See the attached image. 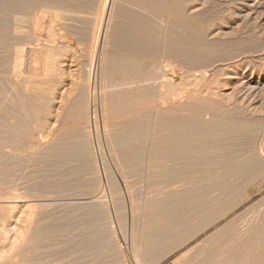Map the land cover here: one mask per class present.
Masks as SVG:
<instances>
[{"label":"rangeland","instance_id":"obj_1","mask_svg":"<svg viewBox=\"0 0 264 264\" xmlns=\"http://www.w3.org/2000/svg\"><path fill=\"white\" fill-rule=\"evenodd\" d=\"M93 1L94 0H92V2L88 0V2H91L92 6H94ZM263 1L264 0H181V3H184L183 8L186 5L189 8L192 5L203 6L202 8L199 6L200 10L198 12L200 13V16H199L200 22L201 21L205 22V23L201 22L202 24L200 25V27L203 26L205 28L202 27L203 31L200 30V32L197 33L196 35L190 36V38H189L190 42L195 41V40H193V38H194V39H196V41H205L208 43L211 42L212 44H215L221 50V52L219 53L220 55L217 54V56L219 55V57H223V56L226 57L227 56L226 58H228L227 54L233 53L236 51H238L237 54H239V52L242 53V54L240 53L241 57L238 56V58H242L245 55L244 54L245 52L247 54L246 55L247 57L244 56L242 58V61L239 60V61L235 62L236 66H233V67L231 66V68L230 67L226 68V70H225L226 73H225V71H223L224 75L221 72H220V75H218L219 74V72H218L217 77H215V79L219 78L220 80H216V82L218 81L220 84L219 83L213 84L214 82H212V86L214 87V89L212 88L213 92L212 91L209 92L210 95L204 94L206 96H204V95L202 96V97H204V99L201 98V100H199L200 103L205 102V104H206L208 102L207 103L208 105L206 104L208 107L210 106V107H214L217 109H219V107L221 106L222 109H224L222 112H224L225 114H229V115L233 114L236 116L244 117L246 119L250 118L252 120L255 119V121H258V122L260 121L262 123H264V75L262 74V73H264V66H263L264 63H262V61L264 62V8L262 9V7H264ZM248 4H250V5L248 6ZM49 5L53 9L50 8L49 6L48 7L51 10H48L47 6L42 7L44 10L42 9L41 11H44V14H49V11L53 12L54 6L52 4H49ZM91 5H90V7H91ZM185 8L187 9V7H185ZM1 9L3 10L4 8L1 7L0 12L2 11ZM89 9L92 10L91 8H89ZM186 9H185V11H186ZM10 12H9L10 14H8V10L5 9V12H2L3 15H2V13L0 14V18H1L0 20H4L2 23H4V24H9V23L12 24L13 23V25L9 24L10 27L9 26L7 27V25H6L7 28L5 27V25L0 26V30L3 28L7 29V31L6 30H1L2 32L0 31V33H1L0 38L2 39V40L0 39V43H1L0 44V54H1L0 57L1 56L3 57V59H0V61L2 60V62H0L1 63L0 75H2V79L0 77V81H2V82L5 80L4 78L6 76L9 77L10 74H8V75L1 74L2 73L1 71L5 70L4 73H7L6 70L10 69V70H7L10 72L11 69H13V66L15 65L14 62H13L14 64L12 63L13 59L15 58V53H11V52H14L15 51L14 49L18 46H20V47L25 46V45H23L24 42L21 41V40H24L25 38L21 39L20 40L21 42L19 40H17L20 43L23 42L22 44L19 43L18 46H17V44H18L17 42H15L14 44L8 43V42H11L13 40V39L11 40V37L14 36V33L16 35L19 34L21 36L20 38H22V35L25 36V34H24V17L22 16L23 12H21L17 9L10 10ZM14 12H15V15H14ZM16 12H18V14ZM4 14L7 17H5ZM16 14L19 15V17ZM12 15H14L17 18L15 19ZM52 15H53V13H52ZM52 15L50 14L51 18L54 19V16H52ZM3 16H4V18H3ZM50 16L46 17L47 21L50 19ZM5 18H7V19L5 20ZM18 18H21V19H18ZM13 19H15V20H13ZM9 20L10 21L13 20V21L10 22ZM5 21H7V22L9 21V22L6 23ZM14 22L16 23V26H15ZM32 22H33V19L31 20V23ZM106 22H107V19L105 18L104 24ZM88 23L90 24L91 22L89 20H85V21H79L78 20V21L73 22L72 25H70L72 27L74 25V27L77 28V30H76L73 27L74 31L76 32L75 33L73 31V28L70 27L72 30L71 33L73 34V37L75 39V42H73V44L76 45L74 50L77 51V52H75L77 54H75V60L74 61H69L71 64L74 63L73 65H71L68 62V64L66 66H64V69H65L64 73L65 74L64 73L59 74L58 77H57V75H55V77L52 76L51 77L52 79L51 78L44 79L45 78L44 77L45 71H43V69H44L43 66L40 65L41 67H39V70L41 69L44 73L40 70L39 71L40 73L38 72V75H34V77H32V79L34 78L33 80L31 79V81H33V82L31 83V81H30L31 85L29 83L28 85H30V87L28 86V88H31L29 90L31 92L33 91L34 94H32L33 92L31 94H29V91H28V98H30V101H32V102H28V106H29V104L32 105V103L37 100V97H39V96L40 97L36 101L37 104L34 103L35 107L32 109H29V118H30L29 122L31 123L30 126L26 124V123H28V121L24 120L26 122L24 124H26L28 127H32V129L35 127L34 130H31L29 128L30 133H32V135H33L32 136L30 134L31 135L30 139H32V137H34L36 134H37V136L41 135L42 138L44 137L43 139H45V140L47 139L49 141L51 140L52 142H50V143L52 145L56 144L57 147H60V145H61V148H63L64 145H66V143H67V146H65V147H68L69 149L71 148V144L74 146H76V144H77V146L78 145L80 146V144L87 142L86 144L88 146L90 145L88 147L89 148L88 149V151H89L88 155L85 156V158H84V156H82L83 157L82 158L81 155H78L77 153L73 154L74 152L71 151L72 154L71 153H69V154L64 153L63 155H66V156L65 157L61 156V157H63L61 159L62 162L61 161L57 162V163L50 162L53 160V158H51V154L49 153L50 152L49 151L50 146L45 145L43 147L42 146L35 147L36 149L32 148L31 149L32 150L31 155L30 154L25 155L22 158H21V155H19L20 157L19 156L18 157H14V156L11 157V155L10 156L6 155L7 157L4 156V158H0V170L2 171V173H0V189H1V191H4V190L8 191L12 195H16V196L20 195L19 197L12 198V199H15V201H17L19 205L21 204L20 207L22 206L21 208H19V212H17L18 215L16 217L11 218L9 220V223L6 224L11 235H14V229L16 227L20 226V224H22V222H21L22 218L21 217L23 215L27 214L26 209L24 210V207H23V206H25L27 208V206L24 205L27 202H29L31 204L34 203V205L37 204V206L35 205V208L33 207V210L35 212L34 213V219L35 218L36 219H35V222L33 221L34 225H33V223H32V225L34 227L31 226V229H32V227H33V229L34 228L43 229L44 227L46 228V226H48L50 224L51 225H53V224L59 225V227H56L53 230L52 229L51 230L45 229V231H47L46 233L41 232L42 230H40V232H39L40 235H39V233L38 234L35 233L34 238L27 240L28 242L25 241L27 243H25V242L23 243L26 245L21 246L20 249H18V250L16 249L13 251V253H11V256H12L11 259L12 260L11 259H8V260L5 259L2 264H124L125 262H126L125 264H141V263L143 264V262H145V261H146L145 264L146 263H148V264H184V263L187 264L188 261L186 262L185 259L188 260L189 258H190L189 261L191 259L195 260V261L191 260V262H195V264H201L202 261L204 262V263L202 262V264H206L204 261L205 257L203 258V255H202L204 252L202 245H204V247H207V249L209 246H214V244H215L214 242L217 241L215 239H218L216 237L217 234L215 235V233L218 232L217 230H219L221 232H225L223 234H221V232L220 233L218 232L220 235H222L221 237H222L223 241L226 242L225 247L227 246L226 249L225 248L222 249L223 250L222 254H224L223 256H225V257L228 256L229 258H231V256H234L231 254L233 252H234L233 254H235V252H236V254H235L236 256L231 258V260L233 261L234 264H235L236 259H237V261H239L237 257L239 256L240 251H243V250L245 251V249H247L248 251L247 250L245 252L243 251L244 253L242 252V254H240V256H242V255L243 256H249V253H250L249 251L252 250V247H254V244L257 242V241L256 242L253 241L252 240L253 238H252L251 240L253 243L251 242V244H250L249 238H251L253 236L252 231L254 230V226L257 224L260 226V224H261L260 220L264 214L263 213L264 212V167L261 168V166L263 164H260L261 166H259L257 164L255 168H254L255 165L254 166L251 165L252 167L249 168L251 170L246 168L245 169V170H247L246 172L242 171L241 173H238L239 175L238 174L237 175L238 176L241 175V177H242V180L240 181V182H242V184L239 181H236V180L241 179V178H236L237 177L236 173H235V175L233 174L234 176L232 175L233 176L232 178L228 175H225L228 172L227 168H229V167H227V165L224 162L222 164L220 163V165H218L219 164V162H218V164L216 163L217 165L216 164L214 165L216 167L218 166L217 169L214 166L212 168H215L216 172L219 171L218 173L220 174V176H222V178L220 176H218L214 180H202L201 184L199 185V183L198 184L196 183L197 179L199 180V178L196 177V179H194V178L190 179V178H187V176L185 177L186 172H187L188 176H189V173H191V172L185 171L184 172L185 174H184V173H181L183 171H180L181 178L179 177V179H175L176 182H175V180H172V179H168V181L166 179L164 181H161L162 179H160V180L158 179V181L156 183L157 185L153 184L151 186L155 190L153 188H150V185L153 183V181H156L157 179L156 178L154 179L153 177L152 178L149 177L151 174L154 175L156 173H153L152 171L148 170L149 168H146L147 167V163H146L147 158H145L146 157V156H144L145 154L142 156L137 155L138 158L136 156V158L133 157V159L131 160V159H129L131 157H128L125 154L123 155V152L120 150V148H119V150H117L118 146L113 141L114 137L112 135L115 136L119 133V131L123 132V130L126 128V127H124V125H126L127 122L124 123L125 122V120L123 121L124 115H122V111L124 113L123 107L126 106V104L123 101L114 100L110 97V94L112 95V93H113V92H110V87L112 85L113 86L111 87V89H112L111 91H114V92H116L117 88H118L117 92H118V90L121 91L122 87L116 86V81L114 82L113 79L112 78L110 79V76L107 75L109 77V80H108V77L105 74L106 64L104 61H102L103 58L101 55V49L103 50L104 47H106V50H109V51H113L116 49V47L112 45L114 43L113 38L115 36V32L113 31V28H111L112 31L110 30L108 32L110 34L109 35V34H106L105 30L103 29L104 31L102 30L98 36L97 46L99 48L97 49L98 51L95 54L96 56L95 55L91 56V54H88L90 52L88 50H86L87 48L86 49L84 48L89 43L87 41H89V39H90V38H88L89 34H90L89 33L90 29H87V26H86V25H88V27L90 26ZM22 24H23V26H22ZM0 25H1V22H0ZM17 26H19V27L17 28ZM20 26H22V27H20ZM1 27H3V28H1ZM12 28L13 29L17 28V29L12 30ZM206 28L208 29V32H207ZM40 29H43V27L40 26L39 30ZM79 29H80V31H79ZM204 29H206V30H204ZM8 30H9V33H8ZM22 30H23V32L20 33ZM27 30H29V28H27ZM84 31H85V33H83ZM5 32L8 34L6 35ZM12 32H13V34H10ZM112 33L114 34V36H113V38L110 37L112 39L111 40V39H109L108 35L111 36ZM214 33H216V34H214ZM78 34L80 35L79 37H78ZM4 35L7 38H5ZM33 36L34 37L38 36L37 37L38 39L36 38V40H38V41L34 42V43H36L35 44L36 46L34 45L33 42H32V44L30 41L26 42L29 39L31 41H32V39L35 41L34 37H29V36L26 37L25 36L28 39H25L26 41L25 40L24 41H25V43H27V45L29 47L32 45L33 47L39 48V47H41V44H42L41 42L45 43L46 41H44V40L45 39L47 40V37H46L44 30L41 31L40 33H37L36 36L35 35H33ZM43 36H44V38H42V40H43L42 41L41 37H43ZM106 36L108 38H106ZM3 37H4V39H3ZM230 39L231 40L233 39V40L231 41ZM3 40L6 41V42H4V43H6L5 47L3 46L4 43L2 45ZM213 40H215L216 42ZM235 40H238V41H235ZM112 41H113V43H112ZM85 42H87V43H85ZM235 42H237V43H235ZM39 43H41V44L39 45ZM44 43L42 45H44ZM100 43H101V46H100ZM102 43H104L105 45L103 46ZM222 43H227V44H223L221 46ZM230 43L233 44L234 46L231 48L232 50L228 48V50H229V52H228L226 50V48L228 46L229 47L232 46ZM29 44H31V45H29ZM48 44L49 43H47V45ZM1 45H2V47H1ZM7 45H9V47H13V48H10V50H9V47ZM114 45H115V43H114ZM235 45H237L238 47ZM81 46H83V47H81ZM223 46L224 47L226 46L225 50H224ZM7 47H8V49H7ZM42 47L40 49L45 48L46 43H45V46L43 48ZM78 47H81L82 49H80ZM83 48L85 50H83ZM236 48H238V49H236ZM4 49H7L6 52L4 51ZM234 49H235V51H233ZM45 50H46V48H45ZM81 50L84 51V52L82 51V53H85V54L87 53L88 56L83 54V55L87 56L84 58L82 53H81ZM223 51L228 52V53L225 54ZM78 53L79 54L81 53V54L79 55ZM233 54H236V53H233ZM237 54H236V56H237ZM46 55H47V52H46ZM89 55L92 58H90ZM27 56H28V58L26 57V62H28L29 58H30L29 54ZM80 56H82V57H80ZM213 56L216 57L215 54H213L212 57ZM229 56H231V55L229 54ZM233 56H235V55H233ZM12 57H13V59H12ZM234 58H237V57H234ZM8 59H10V60H8ZM100 61L102 62L103 65L101 64ZM5 62H7V63H5ZM8 62H9V64H8ZM23 62H25V60H23ZM241 62L243 63V65L241 64ZM10 63H11V65H10ZM86 63H88V64L86 65ZM80 65H82V67H84V69ZM2 66H3V68H2ZM25 66H27V64H25ZM80 67H81V69H79ZM71 68H74V69L76 68L75 69L76 72L73 71L74 69L72 70ZM101 68H103V69H101ZM227 70H229L228 73L230 75L227 73ZM231 70L235 71V72H232ZM72 72H74V73H72ZM87 72L91 76L87 75L88 74ZM11 73H12V71H11ZM75 73H77L76 74L77 77H76ZM71 74L74 75V77ZM4 75H6V76L3 78ZM80 75H81V77H80ZM78 77L81 78L82 80L79 79ZM36 78L37 79L39 78L38 82H37ZM84 78H86V81ZM55 79H56V81H55ZM7 80H9V79H7ZM39 80L42 82H40ZM50 80L52 83H50ZM5 81L2 84L0 82V89L5 92V94L4 93L0 94V102H1L0 103V113L3 111L4 112L7 111L6 114L7 113H9V114L14 113V114H12L13 116L11 114L10 115L7 114L6 116H8V117L10 116L9 119H7V117H5L7 119V121H5L6 119L4 118V116H5L4 112H3L4 115L0 114L1 120L3 119L2 121L0 120V123L3 124V125L0 124V127L2 128V129H0V132L4 129L3 130L4 132L0 133V134L6 136L5 133H10V134H7V136L9 135V137H10V136H13V135H11V131H14V132L17 131L15 133H17V134L19 133V136H20L21 133H24V132H18V130H19L18 126L20 123H23L20 121H21V118H23V115L26 118L27 115H25V114H27L26 113L27 111L24 109V107H22V105H23L21 102L22 99L17 97L18 94H17L16 89H15L16 94L14 92V95H12L13 94L12 91H14L13 87H11L12 89L9 87L11 84L13 85V83L9 84V82H12V81L8 82L9 85L6 83L7 81L6 82ZM212 81H215L214 78ZM34 82H37V83H34ZM45 83H46V85H45ZM7 85H8V87H7ZM222 85H223V87H222ZM32 86H33V88H32ZM45 86H46V89H45V91H43ZM48 87H49V89H48ZM216 87H217V89H216ZM2 88H4V89H2ZM51 88H55V89H51ZM50 89H51V91H50ZM81 89L85 90L84 91L85 93ZM6 90H7V92L8 91H10V92L7 93ZM37 91L39 93H35ZM46 92H48V93H46ZM0 93H1V91H0ZM220 93H222V94H220ZM36 94H39V95H37V97H36L35 96ZM48 94H50V95H48ZM7 96H10V97H7ZM12 96H14V98ZM50 96H51V98H54V99H52L53 101L51 100ZM107 96L109 99L106 98ZM220 96H222V97H220ZM2 97H3V99H2ZM206 97H209V98H206ZM8 98H11L12 101H10L11 99H8ZM32 98H33V100H32ZM83 98H84V101H83ZM221 98H223V100ZM14 100H15V102H14ZM104 100H105V102H104ZM207 100H210L212 103L207 101ZM212 100H214V101H212ZM81 101H83V102H81ZM85 101H87L86 104H84ZM115 101H118L119 103L116 104ZM219 101H222V102H219ZM42 102H44V103H42ZM12 103H13V105H12ZM47 103H49V104L46 105ZM81 103H83V104H81ZM14 104H17L18 107L21 105V108H23V109L20 108L21 112L19 109H17L18 107ZM37 105L42 109V111H40L41 109H37L39 107L36 108ZM84 105L85 106L88 105V108H85ZM4 106H6V108ZM41 106H43V107L45 106V107L42 108ZM49 106H51V107H49ZM77 107H78V109H77ZM83 107H84V110H83ZM113 107H115V108H113ZM118 107H120V108H118ZM221 107H220L219 111L222 110ZM29 108H31V106H29ZM80 108H82V109H80ZM250 108H252V109H250ZM14 109L15 110L17 109V111L15 112ZM33 109H35V110H33ZM43 109H44V111H43ZM48 109H49V112H47ZM12 110H14V111H12ZM22 110H25V111H22ZM45 110H46V113H48V114L45 113ZM82 110H83V112H82ZM89 110H90V113H89ZM114 110L116 111V113L114 112ZM84 111L86 112L85 113L86 116L89 115V119H88L89 121L87 119L84 120L83 118H81L82 116L83 117L85 116ZM22 112L23 113L25 112V114H23ZM59 112H60V114H59ZM230 112H232V113H230ZM78 113H80V114H78ZM110 114H111L112 118H113V116H119V117H115L116 120L109 119ZM112 114H114V115H112ZM118 114H120V115H118ZM16 115H17V117H16ZM30 115H31V117H30ZM44 115H45V117L50 116L51 119L46 117L47 122H44V121H46L44 118ZM20 116H21V118H20ZM39 116L44 121H41ZM75 116L76 117L79 116V117L76 119ZM86 116H85V118H87ZM68 117L70 119H68ZM72 117H75V118L72 119ZM120 118H122V119H120ZM31 119H32V121H31ZM8 120H10V121H8ZM34 120H37V122ZM61 120H62V122H60ZM73 120H74V122L76 121L75 124H74V122H72ZM106 120H108V122ZM110 120H112V122H114V123L110 122ZM14 121L17 124V125H15L17 128L14 126V123H13ZM17 121L19 122V124ZM38 121H40L41 124H43V125H39L38 123H40V122H38ZM68 121H70L71 123ZM116 121H118L119 123ZM86 122H87L88 126L84 124ZM121 122L123 123L122 125H121ZM44 123L52 125L51 126V132L49 134H48V131H50V130L47 131V130L43 129V127L45 126ZM24 124H22V125L24 126ZM33 124L41 126V127L43 126L42 128L39 127L42 130H40L39 128H37V126H34ZM10 125H12V126L10 127ZM22 125H20L19 127L21 128ZM66 126H69V128ZM80 126H81V128L79 129ZM63 127H64V129H63ZM72 127H73V129H72ZM84 127L85 128L87 127V128L85 129ZM52 128H53V130H52ZM26 129H27V127H26ZM26 129H23L22 131H24ZM56 129H58V130H56ZM68 129H69V131H68ZM111 129H113V130H111ZM36 130H38V131H36ZM54 130H56V132ZM26 131H25V134L28 132V131L27 132ZM33 131L35 133H33ZM57 131H59V132H57ZM14 132H12V134ZM65 132H67V133H65ZM73 133L75 134V136ZM79 133H81V134H79ZM109 133H110V135L111 134L112 135L110 136ZM17 134L15 136H17V138H18ZM25 134L22 135V138ZM1 135H0V140H2ZM52 135H54V137ZM106 135H108V137ZM243 135L245 137L246 136L249 137V135H250V137L247 138L248 139L247 140ZM243 135L242 134L235 135L237 137L239 136L240 138L239 137L238 138L240 140L238 138H236L235 136H233V139L236 138L235 141L237 139L239 140V141L237 140L238 142L236 141V143H235L238 146L237 147L235 145L236 148H238V149H235V146H233L234 143L232 145H230V144L229 145L234 147L235 152L238 151L237 152L238 154L240 153L239 150H241V152L243 151L242 153H244V154L241 153L242 155H244V156L247 155L249 157L250 153H252V151H253V146L255 147L258 144L257 143L258 140L256 141V138H258V137L257 136L255 137V135L253 137V135L250 133H249V135L247 133L243 134ZM56 136H57V138H56ZM3 138H5V137H3ZM6 138L8 139V137H6ZM53 138L57 141V143L55 142V140ZM253 138H255V139H253ZM19 139H17V140L18 141L22 140V139H20V140ZM61 139H63V140H61ZM233 139L231 142H230L231 139L230 140L227 139V140H229V143H232L234 141ZM227 140H226V143L228 144ZM245 140L248 142H246ZM67 141H70V142H67ZM113 142H114V144H112ZM240 142L243 144H239ZM0 143H1V145H4V147L7 150H9L11 148V145H10L11 142L10 143L9 142L4 143L3 141H0ZM6 143H9V144H6ZM226 143L224 140L222 145H224ZM68 144L70 147L68 146ZM227 144L224 145V146H227L225 149H227L229 146ZM239 145H242V146H239ZM244 145L245 146L247 145V146L245 147ZM40 148L45 149V150H42ZM249 148L252 149V151H250ZM91 150H92V152H91ZM227 150H230L232 152V150L230 148ZM227 150L225 151V153L227 152ZM234 150H233V152H234ZM223 152H224V148H223ZM225 153H222V155L224 157L227 156V154H228V153L227 154H225ZM232 153H231V156L233 154H235V153H233V154ZM115 156H117V158ZM228 156H230V153L228 154ZM125 157H127V158H125ZM28 158H29V161L27 160ZM88 158H91V159H88ZM86 159H87V161H86ZM143 159H145V160H143ZM91 160L94 161V163H92ZM120 161L122 164L120 163ZM22 162H24V163H22ZM140 162H143L144 164L142 163L143 164L142 165ZM10 163H11V165H10ZM90 163H92L91 164L92 166L90 165ZM132 164H133V166H132ZM219 166H221V167H219ZM12 168L13 169L15 168V169L13 170ZM58 168H60V170ZM92 168H95V169H92ZM252 168H254L253 171H252ZM61 169L62 170L65 169L66 171L65 170L62 171ZM215 169H214V171H215ZM223 169H224V171H223ZM255 169H257L258 171H255ZM11 170L18 176H16L14 173H12ZM142 170H144V171H142ZM122 171H123V173H122ZM248 171H250V172L248 173ZM55 173L56 174L60 173L59 175H57L58 176L57 178H55L56 177ZM254 173H256L257 175ZM53 174L55 175V177ZM192 174H193V172H192ZM252 175L254 176L253 178H252ZM148 177H149V179H148ZM226 177H228V178L230 177L231 179H227ZM19 178H20V180H19ZM54 178H55V180H54ZM58 178L59 179L61 178L60 181L58 180ZM62 178H63V180H62ZM150 178L152 179V181H149V180H151ZM11 179L14 181H12ZM69 179H71V180H69ZM253 179H255V181ZM78 180H80L83 183L79 182ZM170 180H171V182H170ZM189 180H191V181H189ZM226 180L231 181L229 183L230 184L232 183V185L226 184V183H228V182H224ZM232 180L236 181V183L238 185L236 183L232 182ZM60 182L67 183V185L63 184L65 186V188H64V186H62V183H60ZM77 182H78V184H77ZM218 182H219V184H218ZM245 182H247V183H245ZM35 183L37 184V186H35L36 185ZM158 183H160V185ZM208 183H210V185ZM46 184H49V185L51 184V185L48 187H45ZM54 184L57 187H54ZM76 184H77V186H76ZM235 184L237 186L236 187L237 192L236 191L233 192V190H232V187L235 186ZM69 185H71V186L69 187ZM226 185L230 186V187L229 186L227 187V188H229L228 191H225V190H227V188H225ZM197 186L199 187V189H197ZM238 186L241 188L240 189L241 191H238L239 190ZM63 188L65 190H63ZM147 188H149V189H147ZM233 188H234V190H236L235 187H233ZM245 188H246V190H245ZM44 189L47 191L45 192ZM51 189H53V191ZM161 189L164 190L163 192H165V193H163ZM242 189H244L245 191H242ZM145 190H147V191H145ZM177 190L179 192L181 190H184V191H182L184 193H182V195H180L181 193L178 194ZM185 190H186V192H185ZM197 190H198V194H197ZM26 191H28V192H26ZM149 191L151 192V194ZM175 191L177 192L178 195H180V196L177 195L175 197L176 199L174 198L175 194H172ZM202 191L206 194L205 196H209V199L208 198L206 199L207 201L204 198H203L204 200L201 198L202 195L199 193H202ZM62 192H64V194ZM142 192H144L145 194ZM168 192H171V193H168ZM134 193L136 195H134ZM187 193H189V194H187ZM191 193H192V195H191ZM210 193H212V194H210ZM30 194H32V195L30 196ZM43 194H46V195H43ZM48 194H49V196H48ZM58 194H60V195H58ZM168 194H172L173 196L168 195ZM33 196L35 199L33 198ZM39 196L41 199L38 198ZM43 196H45V197H43ZM146 196L147 197L153 196L152 199H150L151 197L148 198L150 204H153V203H151V200L154 203H156L155 200H157V199L163 200L162 204L160 203V201L157 202V204L160 203V206L162 205V207H165L164 203H166V205H168V206H170V205L171 206H173V205L178 206V204H180L182 201H186L185 203H188V201H190L189 203H191V204L188 203V205H190V206L186 207V208H188V209H186L187 212H185L186 210H183L182 212L179 213V214H182V216L177 214V215H171V216L165 217V218L164 217L160 218L157 214H155L156 212H153L155 214V217H156V218H153V221L154 220L157 221V222L154 221V223L157 224V225H155L153 222H151L152 217H154L151 215L153 209L150 210V213H149L150 215H148V212H147L149 208L146 209V205H145L146 200H147V199L145 200ZM168 196H169V198H168ZM205 196H203V197H205ZM228 196H231V197L229 198ZM163 197H164V199H162ZM220 197H221V199H220ZM198 198H201L202 200L200 201V199H198ZM238 198H239V201H238ZM212 199H213V201H212ZM191 200L194 202H192ZM203 201H204V203L206 201V204H204ZM135 202L137 203V205L135 204ZM211 202H213V203H211ZM38 203H39V205H38ZM150 204L148 203L147 207L148 206L150 207L151 206ZM192 204H194L193 207H192ZM226 204H228L229 206H227ZM138 205H139V207H138ZM143 205H144V207H143ZM153 206L154 205H152V207ZM134 207H135V209H138V211H140V212L137 211L138 212L137 213L135 210H133ZM195 208L197 209V211ZM206 208H209V209L207 210ZM217 209H219V211ZM143 210H145V211H143ZM200 210H201V212H199ZM204 210H207L206 213L203 212ZM226 210H227L228 214L225 213ZM261 210H263V211H261ZM193 213H195V214H193ZM222 214H223V216L219 217ZM137 215H139V216H137ZM206 215H208L209 218ZM234 216H235V219H233ZM19 217L21 219H19ZM24 217L25 216H23V218ZM210 217H215V218H210ZM134 218H135V220H134ZM142 218H144L143 221H142ZM174 218L177 221L174 220ZM198 218L200 220H197ZM147 219H148V221H145ZM207 219L211 220V222ZM212 219H215V220H212ZM168 220H169V222L171 221V223H169ZM181 220H183V223ZM205 220H206V222L208 221L207 222L208 225L205 222ZM230 220H233V221L230 222ZM241 220L243 222H241ZM172 221H176V222L174 223ZM147 222H151V223H147ZM159 222H160V226L158 225ZM189 222H191V223H189ZM209 222H210V226H209ZM227 222H229V223H227ZM146 223H147V225H146ZM164 223H166V224H164ZM176 223H178V225ZM185 223H186V225H185ZM68 224L71 226H69ZM141 224H143V225L145 224L144 227ZM151 224L155 225L157 227L155 228ZM202 224H204V226L206 225V227H203ZM249 224H251V225H249ZM60 225L63 228H60ZM166 225L169 227H167ZM193 225L195 227H193ZM225 225L226 226L228 225V227H227L228 229L226 228ZM237 225H240L241 227L239 226L240 227L239 228ZM37 226H38V228H37ZM39 226H41V227H39ZM145 226H146V229H145ZM198 226L201 228V230ZM229 226L231 229L229 228ZM142 227L144 228V230ZM192 227H193V230H196V231L191 233V231H193ZM177 228H178V230H177ZM232 228H234V230ZM175 230L177 231V233ZM227 230H231V231L233 230V231L230 232ZM261 230H262L261 231L262 234H264V232H263L264 226ZM149 231H150V233H149ZM35 232H36V230H35ZM233 232L237 235V237ZM236 232H238V234ZM232 233H233V237H232ZM142 234H143V237H142ZM157 234H158V236H157ZM176 234H177V236H176ZM188 234H190V235L188 236ZM192 234L194 236H192ZM240 234L242 235L241 237H240ZM248 234H250L252 236L250 237V235H248ZM36 235L38 236V238ZM135 235H136V237H134ZM213 235H215V237ZM181 236H182V238H181ZM238 236H239V238H238ZM260 236H262V238L264 237V235H261V234H260ZM218 237L220 238V236H218ZM230 237H232V239L234 238V240H232ZM201 239H203V240H201ZM229 239H231V240H229ZM243 239L246 240V242L247 241L248 242L247 243L245 242L246 243L245 244L243 242L244 241ZM157 240L159 241V243L156 244V242H158ZM84 241L86 244L83 243ZM184 241L186 243H184ZM202 241H203V243H202ZM235 241H236V243H235ZM261 241L264 243V239H261ZM152 242H153V244H152ZM228 242H229V245H227ZM210 243H211V245H209ZM242 243H244L245 245ZM230 244H231V246H230ZM144 245L147 247L144 248L143 247ZM163 245H165V246L163 247ZM205 245H207V246H205ZM246 245L248 248L246 247ZM256 245H257V243H256ZM137 247H140V249ZM156 247H158V248H156ZM161 247H163V248H161ZM166 247L169 249H167ZM235 247H236V250H235ZM152 248H154L155 250ZM142 249L146 252L144 253V251ZM232 249H234L233 252L231 251ZM237 249L240 251H238ZM261 249H262V253H261L262 254L261 259H262L264 257L263 256L264 255L263 254L264 248L261 247ZM137 250L138 251L140 250L139 252H137L138 254L136 253ZM156 250L157 251L159 250V252H156ZM165 250H166V252H165ZM153 251H155L156 254ZM206 252L208 253V250ZM206 252L204 253V256L206 255ZM237 252L239 253L238 255H237ZM254 252H255V250H254ZM140 253L141 254L143 253L145 255H143V254L141 255ZM139 254L141 256H138ZM162 254L163 255L167 254V255L161 256ZM182 254L184 256H182ZM156 256H158L159 258L158 257L156 258ZM181 256H182V258H181ZM141 257H142V259H141ZM153 257H154V259H153ZM162 257H163V259H162ZM179 257H180V259H179ZM197 257L199 259V261H198L199 263L198 262L196 263V260H198ZM202 258H203V260H202ZM229 258H227V259H229ZM149 259H150V262H148ZM232 261H228L229 264H230V262H231V264H233ZM237 263H239V262H236V264ZM262 263L264 264V261ZM259 264H261V263H259Z\"/></svg>","mask_w":264,"mask_h":264},{"label":"bare ground","instance_id":"obj_2","mask_svg":"<svg viewBox=\"0 0 264 264\" xmlns=\"http://www.w3.org/2000/svg\"><path fill=\"white\" fill-rule=\"evenodd\" d=\"M92 2V0H89ZM91 2H88V0H0V8H4L0 14L2 12H5V9L8 10V14H10V10H13V9H17L21 12H23V17H24V34L26 37H34L33 35H37V33H40L41 31H45V34H46V37H47V40L45 39L44 41H46V50L45 48H43L45 46V43L44 42H41L42 44L44 43V45H42L41 43H39V45L41 44V47L43 49H40L41 47H33L31 44L32 42H36L38 40H36V37L35 38V41L32 39V41L29 39V40H25V39H28L26 38L24 35H22V38H20L21 36L18 34L16 35L14 33V36L16 37H11V42H8V43H15L17 42V46L19 45V43L21 41H23V47H16L13 51L14 52H11V53H15V58L13 59L12 63L14 62L15 65L13 66V69H11V71H7V70H10V69H7L6 72L7 73H4V71H1L2 73L1 74H10L9 77H7L6 75L3 76V78L7 81H5L7 84L9 81H12V82H9V84L13 83V85L11 84L9 87H13V94L14 95V92H15V89L17 90V97L22 99V107H24V109L27 111L25 114V112L23 114L27 115L26 118L25 116L23 115V118H21V121L20 122H23V123H20L18 122L19 126L26 123L25 121H28V123H26L27 125L30 126V118H29V109H32L35 107V104L36 101L38 100V98L40 97H37V95L39 94H36L35 96L37 97V100L35 102L32 103V105L29 104V106H31V108H29L28 106V102H32L30 101V98H28V91H29V94H31L32 92L29 90L31 88H28V86L30 87L31 83L33 81H31L32 77H34V75H38V72L41 70H39V67H41L40 65L43 66V71H45L44 73V79L46 78H51L52 76L55 77V75H57V77L59 76V74H63L65 72V69H64V66H66L68 64L69 61H74L75 60V52H77L75 49V44H73V42H75V39L73 37V34L71 33V28L73 27L70 26L73 24V22L75 21H85V20H89L91 23L89 24L90 26L88 27L87 26V29H90V34H89V42L87 44V46H85L84 48L86 50H88L90 53L88 54H91V56H94L96 54V52L98 51L97 49L99 48L97 46V42H98V36H99V33H101V31L104 29L106 34H109L108 32L111 30V28H113V31L115 32V36L114 34L112 33L111 36L108 35L109 39H111L110 37L113 38L114 36V43L112 41V45L116 47L115 50L113 51H109V50H106V47L103 48V50L101 49V55H102V61L105 62L106 64V69H105V74L106 76H110V79L112 78L113 81L115 82L116 81V86H120L122 87L121 91L118 90L117 92V89H116V92L114 91H111V86L110 87V92H113L112 95L110 94V97L114 100H120V101H123L126 106L123 107L124 109V113L122 111V115H124V119L123 121L125 120L124 123H126V125H124V127H126L123 132H120L117 134V135H112L113 137V141L117 144L118 146V149L120 148V150L123 152V155L125 154L126 156L128 157H131L129 159H133L136 158L137 155H144L146 156L145 158H147V167L146 168H149L148 170L149 171H152L153 173H156V174H151L149 177H153L154 179L156 178L157 180L156 181H153V183L150 185V188H153L151 187L153 184H156L158 179H162L161 181H164L165 179L168 181V179H172V180H175V179H179V177L181 178V173H184L185 171H189L191 173H189V176L187 175V172H186V175L185 177L187 176V178H194L196 179L199 178V180L197 179V184L199 183V185L201 184L202 180H214L215 178H217L218 176H220V174L218 172H216V169L217 167L214 166L216 163L220 165V163L222 164L223 162L227 165V173L225 175H228L230 176L231 178L235 175L238 174V173H241L242 171L246 172L247 170H245L246 168L249 169L250 167H252L251 165H255L254 168L256 167V165L258 164L259 166H261L260 164H263L261 166L264 167V123L262 122H258V121H255L248 118H244V117H240V116H236V115H233V114H225L224 112H222L224 109H217V108H214V107H208L205 102L204 103H200L199 100H201V98L204 99V97H202L204 94L206 95H210L209 92H213V89L214 87L212 86V82H214L213 84H218L219 82L216 80H220L219 78L215 79V77H217V74L219 72L218 75H220V72L224 75L223 71L226 70V68H231V66H236L235 62L237 61H242V58L245 56L247 57L246 55V52L244 53L245 55L242 57V58H238V56L241 57V52L238 53V51L236 52H233V53H236V54H233V53H229L231 56H229V54H227L229 52L228 48L231 49L234 45L231 44L230 46L231 47H227L226 46L224 48H226V50L228 52H225L223 51L225 54L228 55V58L226 57H219V53L221 52L220 48L218 46H216L215 44H212L211 42L208 43V42H205V41H196V39L193 38V40L195 41H192L190 42L189 41V38L190 36H194L196 35L197 33L200 32V30L203 31L202 27H200V25L202 24L201 22H204V21H201L200 22V13L198 12L200 10V7L202 8L203 6H197V5H192L190 8L186 5L184 6L183 8V5L184 3H181V0H94L93 1V5H91ZM191 3V2H190ZM202 3V2H201ZM264 3V1H263ZM49 4H52L54 6V10H53V15L52 13L49 11V14H44V11H41L44 7V6H47V9L48 10H51L50 8H52ZM198 4V3H197ZM91 5V7H90ZM203 5V4H202ZM250 4H248L249 6ZM260 5V4H259ZM50 8H49V7ZM261 6V5H260ZM264 6V5H263ZM187 7V9L185 8ZM89 8H91L92 10H90ZM258 8V7H257ZM264 7H262L263 9ZM53 9V8H52ZM184 9V10H183ZM186 9V11H185ZM44 10V9H43ZM15 11V10H14ZM10 12V13H9ZM18 14V12H16ZM6 14V13H5ZM4 14V16H5ZM16 14V15H17ZM50 14L52 16H54V19L51 18ZM3 15V13H2ZM14 15H15V12H14ZM14 15H12L15 19L17 17H15ZM3 16V18H4ZM19 17V15H17ZM47 16H50V19L47 21L46 20V17ZM7 17V16H5ZM11 17V16H10ZM9 17V18H10ZM2 18V19H3ZM105 18L107 19V22L104 24V21H105ZM1 19V18H0ZM7 18H5L6 20ZM13 19V20H15ZM18 19H21V18H18ZM30 19V20H29ZM33 19V22L31 23V20ZM203 19V18H202ZM208 19V18H207ZM12 20V21H13ZM4 20H0L1 22V25H7V27L9 26V24H4L2 23ZM10 21V20H9ZM8 21V22H9ZM10 21V22H12ZM6 23H8L7 21H5ZM16 22V21H15ZM14 22L15 26H16V23ZM19 22V21H18ZM23 23V22H22ZM85 23V22H84ZM205 23V22H204ZM208 23V22H207ZM18 24V23H17ZM10 25H13L10 24ZM19 25V24H18ZM14 26V27H15ZM23 26V24H22ZM20 26V27H22ZM28 26V27H27ZM43 27V29H40L39 28ZM211 26V25H210ZM4 27V26H3ZM1 27V28H3ZM6 27V28H7ZM10 27V26H9ZM19 26H17L18 28ZM71 27V28H70ZM78 27V26H77ZM209 27V26H208ZM6 28H3L1 30H6ZM17 28H14L15 30ZM27 28H29V30H27ZM75 28V27H74ZM74 28H73V31H74ZM200 28V29H199ZM205 28V27H203ZM12 28V30H14ZM20 29V28H19ZM77 30V28H75ZM207 29V28H206ZM204 29V30H206ZM0 30V31H1ZM11 30V29H10ZM103 30V31H104ZM19 31V30H18ZM80 31V29H79ZM86 31V30H85ZM85 31L83 33H85ZM112 31V30H111ZM2 32V31H1ZM23 30L20 32L22 33ZM75 32V31H74ZM87 32V31H86ZM207 32H208V29H207ZM8 33H9V30H8ZM8 33L5 32V34L7 35ZM76 33V32H75ZM82 33V32H81ZM103 33V32H102ZM212 33V32H211ZM1 34V33H0ZM10 34H13L10 33ZM216 34V33H214ZM104 35V34H103ZM1 36V35H0ZM5 36V35H4ZM12 36V35H11ZM80 35L78 34V37ZM106 36V38H108ZM201 37V36H200ZM5 38H7L5 36ZM16 40H15V39ZM20 38V39H19ZM25 38L24 40L26 42L30 41L31 45L30 47L27 45V43H25L24 40H21ZM40 38V37H39ZM43 37H41V40H42ZM77 38V37H76ZM1 39V38H0ZM4 39V37H3ZM38 39V38H37ZM79 39V38H78ZM100 39V38H99ZM104 39V38H103ZM198 39V38H197ZM2 40V39H1ZM15 40V41H14ZM17 40H21L20 42L17 41ZM40 40V39H39ZM112 40V39H111ZM216 40V39H215ZM213 40V41H215ZM231 40V39H230ZM233 40V39H232ZM231 40V41H232ZM8 41V40H7ZM43 41V40H42ZM104 41V40H103ZM235 41H238V40H235ZM6 42L5 40L2 41V45L3 43ZM85 42V43H87ZM216 42V41H215ZM225 42V41H224ZM234 42V41H233ZM232 42V43H233ZM20 43V44H22ZM47 43H49L47 45ZM237 43V42H235ZM241 43V42H240ZM239 43V44H240ZM1 44V43H0ZM5 44L4 43V47H5ZM15 44V45H16ZM36 43H34L35 45ZM223 44H227V43H222L221 46ZM229 44V43H228ZM1 45V47H2ZM27 45V46H26ZM84 45V44H83ZM102 45L104 46L105 44L102 43ZM9 47V45H7ZM36 46V45H35ZM100 46H101V43H100ZM107 46V45H106ZM220 46V45H219ZM220 46V47H221ZM237 46V45H235ZM3 47V48H4ZM7 47V49H8ZM83 47V46H81ZM81 47H78L80 49H82ZM238 47V46H237ZM10 48H13V47H9V50ZM83 48V50H85ZM102 48V47H101ZM7 49H4V51L6 52ZM238 49V48H236ZM81 50V53L82 51ZM232 50V49H231ZM248 50V49H247ZM251 50V49H250ZM47 52V55H46V52ZM87 51V52H88ZM235 51V49L233 50ZM28 52V53H27ZM84 52V51H83ZM231 52V51H230ZM80 53V54H81ZM223 53V54H224ZM255 53V52H254ZM29 54L30 55V58H29V61L26 62V57L28 58L27 55ZM79 54V53H78ZM79 54V55H80ZM85 54V53H82V55ZM88 54L86 53L85 55L88 56ZM215 54V56L212 57V55ZM217 54H219L217 56ZM235 56H233V55ZM251 54V53H250ZM1 55V54H0ZM83 55V57H87ZM96 56V55H95ZM82 57V56H80ZM90 57V55H89ZM212 57V58H211ZM234 57H237V58H234ZM8 58V57H7ZM10 58V57H9ZM92 58V57H90ZM0 59H3V57L1 56ZM89 59V58H88ZM10 60V59H8ZM23 60H25V62H23ZM78 60V59H77ZM76 60V61H77ZM247 60V59H246ZM80 61V60H79ZM85 61V60H84ZM92 61V60H91ZM252 61V60H251ZM258 61V60H257ZM2 62V60L0 61ZM10 62V61H9ZM8 62V64H9ZM81 62V61H80ZM93 62V61H92ZM101 62V61H100ZM103 62V63H104ZM7 63V62H5ZM13 63V64H14ZM27 64V66H25V64ZM70 63V62H69ZM79 63V62H78ZM262 63H264L262 61ZM261 63V64H262ZM71 64V63H70ZM74 64V63H73ZM71 64V65H73ZM88 63H86L87 65ZM99 64V63H98ZM102 64V62H101ZM241 64L243 65V63L241 62ZM1 65V63H0ZM11 65V63H10ZM103 65V64H102ZM6 66V65H5ZM11 66V67H12ZM82 67V65H80ZM97 66V65H96ZM264 66V65H263ZM10 67V68H11ZM75 67V66H74ZM78 67V66H77ZM81 67L79 69H81ZM101 67V66H100ZM238 67V66H237ZM3 68V66H2ZM84 69V67H82ZM88 68V67H87ZM5 69V68H4ZM72 70L74 68H71ZM76 69V68H75ZM75 69L73 71H75ZM82 69V70H83ZM103 69V68H101ZM234 69V68H233ZM1 70V68H0ZM101 71V70H100ZM229 70H227V73H228ZM232 71V70H231ZM71 72V71H70ZM76 72V71H75ZM78 72V71H77ZM232 72H235V71H232ZM40 73V72H39ZM74 73V72H72ZM88 73V72H87ZM93 73V72H92ZM226 73V71H225ZM231 73V72H230ZM65 74V73H64ZM68 74V73H67ZM77 73H75L76 75ZM101 74V73H100ZM229 74V73H228ZM264 75V73H262ZM42 75V74H41ZM72 75V74H71ZM87 75H90L89 73ZM103 75V74H102ZM230 75V74H229ZM74 77V75H72ZM91 76V75H90ZM105 76V75H104ZM107 76V77H108ZM222 76V75H221ZM1 79H2V75H0ZM77 77V75H76ZM75 77V78H76ZM81 77V75H80ZM40 78V77H39ZM38 78V79H39ZM61 78V77H60ZM79 78V77H78ZM90 78V77H89ZM88 78V79H89ZM214 78L215 81H212ZM9 79V80H7ZM34 79V78H33ZM32 79V80H33ZM38 79L36 78L37 82H38ZM43 79V78H42ZM52 79V78H51ZM57 79V78H56ZM55 79V81H56ZM62 79V78H61ZM77 79V78H76ZM81 79V78H79ZM85 81H86V78H84ZM82 80V79H81ZM108 80H109V77H108ZM3 81V82H4ZM31 81V83H30ZM40 81V80H39ZM45 81V80H44ZM48 81V80H47ZM46 81V82H47ZM54 81V80H53ZM65 81V80H64ZM73 81V80H72ZM84 81V80H83ZM101 81V80H100ZM106 81V80H105ZM1 84L3 83L2 81H0ZM37 82H34V83H37ZM42 82V81H40ZM96 82V81H95ZM30 83V85H28ZM44 83V82H43ZM48 83V82H47ZM50 83L51 80H50ZM61 83V82H60ZM74 83V82H73ZM8 84V85H9ZM63 84V83H62ZM102 84V83H101ZM220 84V83H219ZM5 85V84H4ZM7 85V87H8ZM46 85V83H45ZM67 85V84H66ZM86 85V84H85ZM226 85V84H225ZM40 86V85H39ZM108 86V85H107ZM216 86V85H215ZM218 86V85H217ZM227 86V85H226ZM4 87V86H3ZM6 87V88H7ZM223 87V85H222ZM33 88V86H32ZM39 88V87H38ZM44 88V87H43ZM213 88V89H212ZM4 89V88H2ZM9 89V88H8ZM7 89V90H8ZM12 89V88H11ZM36 89V88H35ZM46 89V86L44 88L43 91H45ZM49 89V87H48ZM51 89H55V88H51ZM50 89V91H51ZM57 89V88H56ZM95 89V88H94ZM106 89V88H105ZM217 89V87H216ZM6 90V92H7ZM34 90V89H33ZM66 90V89H65ZM83 90V89H81ZM1 93H4V91H2L0 89ZM35 91V90H34ZM39 91V90H38ZM35 92V93H39V92ZM49 91V92H50ZM55 91V90H54ZM85 90H83L84 92ZM10 92V91H8ZM7 92V93H8ZM66 92V91H65ZM48 93V92H46ZM52 93V92H51ZM55 93V92H54ZM82 93V92H81ZM85 93V92H84ZM107 93V92H106ZM208 93V94H207ZM16 94V92H15ZM34 94V92L32 93ZM43 94V93H42ZM41 94V95H42ZM64 94V93H63ZM67 94V93H66ZM212 94V93H211ZM222 94V93H220ZM50 95V94H48ZM83 95V94H82ZM86 95V94H85ZM106 95V94H105ZM204 95V96H206ZM4 96V95H3ZM44 96V95H43ZM55 96V95H54ZM63 96V95H62ZM218 96V95H217ZM224 96V95H223ZM7 97H10V96H7ZM14 98V96H12ZM32 97V96H31ZM56 97V96H55ZM65 97V96H64ZM82 97V96H81ZM210 97V96H209ZM209 97H206V98H209ZM222 97V96H220ZM225 97V96H224ZM42 98V97H41ZM40 98V99H41ZM48 98V97H47ZM51 98V96H50ZM63 98V97H62ZM77 98V97H76ZM88 98V97H87ZM108 98V96L106 97ZM216 98V97H215ZM218 98V97H217ZM246 98V97H245ZM250 98V97H249ZM3 99V97H2ZM8 99H11V98H8ZM16 99V98H15ZM19 99V100H20ZM36 99V98H35ZM39 99V100H40ZM45 99V98H44ZM54 99V98H51V100ZM64 99V98H63ZM82 99V98H81ZM86 99V98H85ZM109 99V98H108ZM212 99V98H211ZM214 99V98H213ZM223 100V98H221ZM225 99V98H224ZM18 100V99H17ZM33 100V98H32ZM61 100V99H60ZM75 100V99H74ZM78 100V99H77ZM219 100V99H218ZM12 101V99L10 100ZM53 101V100H52ZM51 101V102H52ZM83 101H84V98H83ZM81 101V102H83ZM204 101V100H203ZM209 102H211L210 100H207ZM214 101V100H212ZM217 101V100H216ZM15 102V100H14ZM40 102V101H39ZM57 102V101H56ZM79 102V101H78ZM87 101L84 102V104H86ZM105 102V100H104ZM108 102V101H107ZM111 102V101H110ZM109 102V103H110ZM116 104L119 103L118 101H115ZM219 102H222V101H219ZM227 102V101H226ZM1 103V102H0ZM4 103V102H3ZM8 103V102H7ZM6 103V104H7ZM10 103V102H9ZM44 103V102H42ZM41 103V104H42ZM212 103V102H211ZM34 104V105H33ZM37 104V103H36ZM49 103H47L46 105H48ZM74 104V103H73ZM83 104V103H81ZM114 104V103H113ZM112 104V105H113ZM121 104V103H120ZM214 104V103H213ZM227 104V103H226ZM13 105V103H12ZM17 106V104H14ZM90 105V104H89ZM3 106V105H2ZM7 106V105H6ZM6 106H4L6 108ZM213 106V105H212ZM224 106V105H223ZM8 107V106H7ZM15 107V106H14ZM13 107V108H14ZM18 107V106H17ZM16 107V108H17ZM39 107L38 105L36 106V108ZM42 108H44L43 106H41ZM47 107V106H46ZM51 107V106H49ZM79 107V106H78ZM77 107V109H78ZM82 107V106H81ZM85 108H88V105L85 106ZM84 107H83V110H84ZM116 107V106H115ZM113 107V108H115ZM122 107V106H121ZM216 107V106H215ZM218 107V106H217ZM21 105L17 108L20 110L21 112ZM35 108V109H36ZM53 108V107H52ZM51 108V109H52ZM76 108V107H75ZM117 108V107H116ZM120 108V107H118ZM224 108V107H223ZM254 108V107H253ZM17 109L15 110V112L17 111ZM33 109V110H35ZM37 109H41L40 107L37 108ZM82 109V108H80ZM252 109V108H250ZM249 109V110H250ZM10 110V109H9ZM12 110V111H14ZM25 110H22V111H25ZM82 110V112H83ZM42 111V109L40 110ZM44 111V109H43ZM51 111V110H50ZM228 111V110H227ZM4 112V111H3ZM3 112H1L0 114L2 115ZM7 111L4 112L5 117H7V119H9L8 116H6ZM49 112V109L48 111ZM61 112V111H60ZM59 112V114H60ZM79 112V111H78ZM112 112V111H111ZM114 112L116 113V111L114 110ZM113 112V113H114ZM45 113H46V110H45ZM52 113V112H51ZM86 112L84 111V115L86 116L85 114ZM89 113H90V110H89ZM232 113V112H230ZM3 114V115H4ZM11 114V113H10ZM9 114V115H10ZM14 114V113H12ZM11 114V115H12ZM16 114V113H15ZM48 114V113H46ZM54 114V113H53ZM58 114V113H57ZM77 114V113H76ZM80 114V113H78ZM82 114V113H81ZM235 114V113H234ZM243 114V113H242ZM247 114V113H246ZM253 114V113H252ZM20 115V114H19ZM83 115V114H82ZM81 115V116H82ZM114 115V114H112ZM120 115V114H118ZM239 115V114H238ZM13 116V115H12ZM64 116V115H63ZM85 116L81 117L83 118L84 120L85 119H89V115H87L85 118ZM17 117V115H16ZM31 117V115H30ZM40 117V116H39ZM48 117V116H46ZM46 117L44 115V118L46 120ZM58 117V116H57ZM60 117V116H59ZM76 117V116H75ZM75 117H72L75 118ZM79 117V116H78ZM76 117V119L78 118ZM110 118L109 119H115V117H119V116H113V118L111 117V114L109 116ZM12 118V117H11ZM25 118V119H24ZM50 118V116L48 117ZM47 118V119H48ZM67 118V117H66ZM108 118V117H107ZM123 118V117H122ZM120 118V119H122ZM6 119V118H5ZM7 119L5 121H7ZM16 119V118H15ZM34 119V118H33ZM38 119V118H37ZM41 121H44L41 117H40ZM39 119V120H40ZM51 119V118H50ZM49 119V120H50ZM68 119H70L68 117ZM108 119V120H109ZM0 120H1V117H0ZM3 120V119H2ZM1 120V121H2ZM11 120V119H10ZM8 120V121H10ZM20 120V119H19ZM23 120V121H22ZM25 120V121H24ZM59 120V119H58ZM66 120V119H65ZM64 120V121H65ZM82 120V119H81ZM108 120H106L108 122ZM261 120V119H260ZM32 121V119H31ZM37 122V120H34ZM56 121V120H55ZM78 121V120H77ZM80 121V120H79ZM89 121V120H88ZM263 121V120H262ZM40 122V121H38ZM44 122H47L44 121ZM62 122V120L60 121ZM70 122V121H68ZM74 122V120L72 121ZM76 122V121H75ZM74 122V124H75ZM110 122H112V120H110ZM118 122V121H116ZM14 123V126L17 125L15 123V121L13 122ZM71 123V122H70ZM114 123V122H112ZM119 123V122H118ZM1 124V123H0ZM8 124V123H7ZM10 124V123H9ZM26 124H24V126L22 125V127L20 128L18 126V132H24V133H21V137L19 136V133H15L17 131H11V135L13 136H10L9 135L7 136V134H10V133H5L6 136L4 135H1L2 137V140L0 141H3L4 143L5 142H11V148L9 150H7L4 145H1L0 143V158H4V156L8 155L11 157L14 156V157H18L19 155H21V158L25 155H31V149L34 148L36 149L35 147H39V146H45V145H49V153L51 154V158H53L52 161L50 162H62V158L61 156H66V155H63L64 153L66 154H69L72 152H74L73 154H78V155H81L84 156H87L88 155V146L86 143H83V144H80V146L76 144V146L72 145L71 144V148L69 149L68 147H65L67 146V143L66 145H64L63 148H61V145L60 147H57V145L55 146L54 144L52 145L50 142H52L51 140H45L42 138L41 135L37 136V134L32 137V139H30V136L32 135V133H30V129L31 130H34V128L32 129V127H28ZM39 125H43L40 123H38ZM45 124V123H44ZM62 124V123H61ZM64 124V123H63ZM85 125H87V122L84 123ZM83 124V125H84ZM123 123L121 122V125ZM3 125V124H1ZM13 125V124H12ZM10 125V127L12 126ZM34 126H37V128L41 127V126H38V125H35L33 124ZM47 125V126H46ZM120 125V124H119ZM27 129H26V127ZM51 126L52 125H49V124H45V126L43 127V129L45 130H50L48 131V134L51 132ZM77 126V125H76ZM75 126V127H76ZM88 126V125H87ZM90 126V125H89ZM116 126V125H115ZM3 127V126H2ZM9 127V128H10ZM16 127V126H15ZM24 127V128H23ZM41 127V128H42ZM58 127V126H57ZM62 127V126H61ZM69 128V126H66ZM71 127V126H70ZM8 128V129H9ZM17 128V127H16ZM15 128V129H16ZM30 128V129H29ZM54 128V127H53ZM52 128V130H53ZM81 128V126L79 127V129ZM85 128V127H84ZM87 128V127H86ZM85 128V129H86ZM0 129H2L0 127ZM7 129V130H8ZM23 129H26L24 131H22ZM40 129V128H39ZM62 129V128H61ZM64 129V127H63ZM73 129V127H72ZM115 129V128H114ZM4 130V129H3ZM1 131L0 133H3L4 131ZM13 130V129H12ZM42 130V129H40ZM44 130V131H45ZM58 130V129H56ZM56 130H54L56 132ZM66 130V129H65ZM71 130V129H70ZM113 130V129H111ZM118 130V129H117ZM25 131L27 132L25 134ZM38 131V130H36ZM67 131V130H66ZM69 131V129H68ZM107 131V130H106ZM12 132H14L12 134ZM43 132V131H42ZM46 132V131H45ZM59 132V131H57ZM64 132V131H63ZM62 132V133H63ZM75 132V131H74ZM77 132V131H76ZM33 133H35L33 131ZM67 133V132H65ZM87 133V132H86ZM252 134L253 137L255 135V137L257 136L258 138H256V141L258 140V144L257 146H253V151L252 149L249 148L250 151H252V153H250V156L248 157L246 154V156L242 155L244 153L240 151V153L238 154L237 152H235L234 150V147L230 146L232 145L233 143V146H235L236 144V141L240 138L235 136V135H239V134ZM18 135V138L17 136L15 135ZM25 134L22 138V135ZM31 134V135H30ZM41 134V133H40ZM47 134V135H48ZM74 134V133H73ZM81 134V133H79ZM116 134V133H115ZM43 135V134H42ZM62 135V134H61ZM110 135V133H109ZM110 135V136H111ZM33 136V135H32ZM44 136V135H43ZM46 136V135H45ZM54 137V135H52ZM75 136V134H74ZM108 137V135H106ZM233 136H235L236 138H238L236 141L234 138L233 139ZM244 136V135H243ZM3 137H8V139L6 138H3ZM13 139H12V138ZM16 139H15V138ZM48 137V136H47ZM46 137V138H47ZM62 137V136H61ZM245 137V136H244ZM243 137V138H244ZM250 137V135H249ZM248 136H246L245 138H249ZM22 140H20V139ZM57 138V136H56ZM59 138V137H58ZM63 138V137H62ZM110 138V137H109ZM111 138V139H112ZM244 138V139H245ZM17 139H19L20 141H18ZM54 139V138H53ZM85 139V138H84ZM87 139V138H86ZM108 139V138H107ZM227 139H231L230 142L232 141V139L235 141H233L232 143H229V140ZM255 139V138H253ZM17 140V141H16ZM55 140V139H54ZM63 140V139H61ZM65 140V139H64ZM68 140V139H67ZM225 140V143H226V140L228 142L227 145L228 148L227 149H231L232 152L234 150L233 154L230 150H227L225 149L227 146H224L222 145L223 144V141ZM240 140V139H239ZM238 140V141H239ZM242 140V139H241ZM248 140V139H247ZM87 141V140H86ZM110 141V140H109ZM237 141V142H238ZM246 141V140H245ZM252 141V140H251ZM250 141V142H251ZM254 141V140H253ZM55 142L57 143V141L55 140ZM67 142H70V141H67ZM75 142V141H74ZM114 142L112 144H114ZM244 142V141H243ZM248 142V141H246ZM9 143H6V144H9ZM73 143V142H72ZM253 143V142H252ZM74 144V143H73ZM79 144V143H78ZM239 144H243V143H239ZM111 145V144H110ZM251 145V144H250ZM253 145V144H252ZM255 145V144H254ZM7 146V145H6ZM69 146V144H68ZM224 146V147H223ZM237 146V145H236ZM235 146V149H238L236 148ZM239 146H242V145H239ZM245 146V145H244ZM247 146V145H246ZM245 146V147H246ZM70 147V146H69ZM113 147V146H112ZM233 149H232V148ZM238 147V146H237ZM249 147V146H248ZM91 148V147H90ZM114 148V147H113ZM117 148V147H116ZM223 148H224V152H223ZM42 149V148H40ZM39 150V149H38ZM42 150H45V149H42ZM41 150V151H42ZM227 150V152L225 153V151ZM248 150V151H249ZM69 151V152H68ZM72 151V152H71ZM44 152V151H43ZM46 152V151H45ZM92 152V150H91ZM222 153H225V154H229L230 153V156H223ZM231 153L233 154L231 156ZM242 153V154H241ZM92 154V153H91ZM115 154V153H114ZM43 155V154H42ZM45 156V155H44ZM72 156V155H71ZM7 157V156H6ZM20 157V156H19ZM27 157V156H26ZM80 157V156H79ZM93 157V156H92ZM117 158V156H115ZM227 157V158H226ZM10 158V157H9ZM83 158V157H82ZM94 158V157H93ZM121 158V157H120ZM127 158V157H125ZM124 158V159H125ZM138 158V156H137ZM140 158V157H139ZM7 159V158H6ZM88 159H91V158H88ZM123 159V160H124ZM128 159V160H129ZM2 160V159H1ZM4 160V159H3ZM15 160V159H14ZM29 161V158L27 159ZM85 160V159H84ZM126 160V159H125ZM130 160V161H131ZM145 160V159H143ZM26 161V160H25ZM87 161V159H86ZM85 161V162H86ZM89 161V160H88ZM92 161V160H91ZM122 161V160H121ZM120 161V163H121ZM7 162V161H6ZM16 162V161H15ZM145 162V161H144ZM9 163V162H8ZM24 163V162H22ZM88 163V162H87ZM92 163H94V161H92ZM90 163V165L92 164ZM124 163V162H123ZM133 163V162H132ZM137 163V162H136ZM141 164L143 162H140ZM29 164V163H28ZM122 164V163H121ZM120 164V165H121ZM129 164V163H128ZM144 164V163H143ZM142 164V165H143ZM216 164V165H217ZM11 165V163H10ZM26 165V164H25ZM94 165V164H93ZM131 165V164H130ZM136 165V164H135ZM92 166V165H91ZM129 166V165H128ZM133 166V164H132ZM145 166V165H144ZM215 167V168H212V167ZM224 166V165H223ZM222 166V167H223ZM15 167V166H14ZM66 167V166H65ZM121 167V166H120ZM125 167V166H124ZM136 167V166H135ZM221 167V166H219ZM6 168V167H5ZM17 168V167H16ZM123 168V167H122ZM140 168V167H139ZM225 168V167H224ZM252 168V171L253 169ZM259 168V167H258ZM13 169V168H12ZM15 169V168H14ZM13 169V170H14ZM60 170V168H58ZM92 169H95V168H92ZM137 169V168H136ZM141 169V168H140ZM139 169V170H140ZM215 169V171H214ZM17 170V169H16ZM56 170V169H55ZM62 170V169H61ZM65 170V169H63ZM62 170V171H63ZM122 170V169H121ZM124 170V169H123ZM138 170V169H137ZM221 170V169H220ZM251 170V169H249ZM1 171V170H0ZM12 171V170H11ZM10 171V172H11ZM66 171V170H65ZM125 171V170H124ZM144 171V170H142ZM180 171H183L180 173ZM224 171V169H223ZM255 171H258L257 169H255ZM262 171V170H261ZM260 171V172H261ZM4 172V171H3ZM7 172V171H6ZM5 172V173H6ZM55 172V171H54ZM59 172V171H58ZM151 172V173H152ZM193 172V174H192ZM250 171H248L249 173ZM2 173V171L0 172ZM12 173H14L12 171ZM123 173V171H122ZM150 173V172H149ZM15 174V173H14ZM56 174V173H55ZM60 174V173H59ZM59 174H56V177L54 175L55 178H57ZM185 174V173H184ZM191 174V175H190ZM234 174V175H233ZM256 174V173H254ZM259 174V173H258ZM11 175V174H10ZM16 175V174H15ZM149 175V174H148ZM233 175V176H232ZM239 175V174H238ZM236 178H241L239 180H236V181H241L242 180V177L241 175L238 176ZM257 175V174H256ZM5 176V175H4ZM18 176V175H16ZM15 176V177H16ZM64 176V175H63ZM260 176V175H259ZM3 177V176H2ZM21 177V176H20ZM48 177V176H47ZM96 177V176H95ZM148 177V179H149ZM222 178V176H220ZM228 178L226 177L227 179H231V178ZM254 176L252 175V178ZM13 178V177H12ZM46 178V177H45ZM54 178V180H55ZM83 178V177H82ZM93 178V177H92ZM128 178V177H127ZM150 178V179H151ZM186 178V179H187ZM225 178V179H226ZM257 178V177H256ZM255 178V179H256ZM259 178V177H258ZM10 179V178H9ZM61 179V178H60ZM60 179L58 178V180L60 181ZM81 179V178H80ZM193 179V180H194ZM224 179V180H225ZM255 179H253L255 181ZM2 180V179H1ZM12 180V179H11ZM10 180V181H11ZM18 180V179H17ZM20 180V178H19ZM32 180V179H31ZM34 180V179H33ZM52 180V179H51ZM63 180V178H62ZM71 180V179H69ZM82 180V179H81ZM182 180V179H181ZM257 180V179H256ZM5 181V180H4ZM14 181V180H12ZM36 181V180H35ZM68 181V180H67ZM66 181V182H67ZM79 182H81L80 180H78ZM90 181V180H89ZM149 181H152L149 180ZM191 181V180H189ZM236 181H233L234 183H236ZM34 182V181H33ZM56 182V181H55ZM69 182V181H68ZM92 182V181H91ZM96 182V181H95ZM171 182V180H170ZM176 182V180H175ZM195 182V181H194ZM224 182H228L226 184H230L229 182L231 181H224ZM238 182V183H239ZM48 183V182H47ZM62 183V182H60ZM76 183V182H75ZM74 183V184H75ZM83 183V182H81ZM149 183V182H148ZM151 183V182H150ZM161 183V182H160ZM160 183H158L160 185ZM192 183V182H191ZM207 183V182H206ZM211 183V182H210ZM210 183H208L210 185ZM233 183V184H234ZM242 184V182H240ZM239 183V184H240ZM247 183V182H245ZM23 184V183H22ZM30 184V183H29ZM32 184V183H31ZM36 184V183H35ZM52 184V183H51ZM50 184V185H51ZM67 183H62V186ZM70 184V183H69ZM78 184V182H77ZM76 184V186H77ZM94 184V183H93ZM204 184V183H203ZM219 184V182H218ZM237 184V183H236ZM236 184L235 186V189H236ZM249 184V183H248ZM20 185V184H19ZM26 185V184H25ZM33 185V184H32ZM43 185V184H42ZM49 184H46L45 187H48L50 186ZM58 185V184H57ZM73 185V184H72ZM146 185V184H145ZM149 185V184H148ZM157 185V184H156ZM194 185V184H193ZM192 185V186H193ZM198 185V186H199ZM232 185V183L230 184ZM238 185V184H237ZM247 185V184H246ZM250 185V184H249ZM252 185V184H251ZM37 186V184L35 185ZM34 186V187H35ZM40 186V185H39ZM53 186V185H52ZM71 185H69L70 187ZM80 186V185H79ZM195 186V185H194ZM197 186V189H199V187ZM229 185H226L225 188H227ZM243 186V185H242ZM2 187V186H1ZM24 187V186H23ZM28 187V186H27ZM54 187H57L55 184H54ZM159 187V186H158ZM196 187V186H195ZM224 187V186H223ZM230 187V186H229ZM232 187V190L233 192H237V189L234 190V188ZM5 188V187H4ZM8 188V187H7ZM17 188V187H16ZM29 188V187H28ZM36 188V187H35ZM39 188V187H38ZM43 188V187H42ZM41 188V189H42ZM65 188V186H64ZM63 188V190H65ZM77 188V187H76ZM75 188V189H76ZM156 188V187H155ZM224 188V189H225ZM11 189V188H10ZM27 189V188H26ZM30 189V188H29ZM67 189V188H66ZM79 189V188H78ZM77 189V190H78ZM149 189V188H147ZM154 189V188H153ZM174 189V188H173ZM181 189V188H180ZM179 189V190H180ZM238 191H241L240 187L238 186ZM39 190V189H38ZM45 190V189H44ZM53 191V189H51ZM55 190V189H54ZM60 190V189H59ZM58 190V191H59ZM62 190V189H61ZM72 190V189H71ZM137 190V189H136ZM155 190V189H154ZM162 190V189H161ZM190 190V189H189ZM194 190V189H193ZM229 188H227V190L225 191H228ZM246 190V188H245ZM244 189H242V191H245ZM1 191V189H0ZM47 190H45L46 192ZM69 191V190H68ZM79 191V190H78ZM139 191V190H138ZM143 191V190H142ZM147 191V190H145ZM152 191V190H151ZM164 190H162L163 192ZM172 191V190H171ZM178 191V190H177ZM184 190H181L180 192L178 191V194L181 193L180 195H182V192ZM196 191V190H195ZM28 192V191H26ZM30 192V191H29ZM32 192V191H31ZM56 192V191H55ZM70 192V191H69ZM132 192V191H131ZM140 192V191H139ZM138 192V193H139ZM150 192V191H149ZM148 192V193H149ZM155 192V191H154ZM176 192V191H175ZM173 192L172 194H175L174 198L178 195L177 192L175 193ZM186 192V190H185ZM201 192V191H200ZM230 192V191H229ZM18 193V192H17ZM39 193V192H38ZM42 193V192H41ZM64 194V192H62ZM68 193V192H67ZM73 193V192H72ZM80 193V192H79ZM144 193V192H142ZM153 193V192H152ZM165 193V192H163ZM168 193H171V192H168ZM195 193V192H194ZM232 193V192H231ZM243 193V192H242ZM51 194V193H50ZM145 194V193H144ZM151 194V192H150ZM172 194H168V195H172ZM186 194V193H185ZM189 194V193H187ZM197 194H198V190H197ZM202 195V199L204 198L205 200L208 198L209 199V196H205L206 194L202 191V193H199ZM212 194V193H210ZM244 194V193H243ZM32 194H30L31 196ZM43 195H46V194H43ZM60 195V194H58ZM66 195V194H65ZM134 195H136L134 193ZM155 195V194H154ZM153 195V196H154ZM178 195V196H180ZM192 195V193H191ZM216 195V194H215ZM20 195L16 196V195H12L10 194L8 191H1L0 192V264L3 263V261L5 259H11L12 256H11V253H13L14 250H18L21 248V246L23 245H26V244H23L25 241L29 240V239H32L34 238L35 236V233L38 234L40 232V230H42L41 232H44L46 233L47 231H45V229H49V230H53L54 228L56 227H59V225L57 224H53V225H48L46 226V228L42 227L43 229L41 228H34L36 230L33 229V221L35 222V219H34V210H33V207L35 208V205L37 206V204L34 205L27 202L26 205L27 208L25 206L24 207V210L26 209V213L24 218L23 216L21 217L22 220V224H20V226L16 227L14 229V235H11L10 231L8 230V227H7V223H9V220L13 217H16L18 215L17 212H19V208L20 205L18 204L17 201H15V199H12V198H16V197H19ZM49 196V194H48ZM79 196V195H78ZM140 196V195H139ZM153 196H146L145 200H146V209H148V215H150V210H152V221H153V218H156L155 217V214H157L160 218H165V217H169L171 215H177L179 214L180 212H182L183 210H186L188 208H186L187 206H190L188 205V203L190 201H188V203H185L186 201H182L180 204H178V206H168L165 204V207H162V205L160 206V203L162 204V201L163 200H155L156 203H154L152 200H151V203L153 204H150L148 198L152 199ZM159 196V195H158ZM166 196V195H165ZM164 196V197H165ZM173 196V195H172ZM200 196V195H199ZM198 196V197H199ZM205 196V197H203ZM211 196V195H210ZM222 196V195H221ZM45 197V196H43ZM68 197V196H67ZM70 197V196H69ZM135 197V196H134ZM164 197L162 199H164ZM229 198L231 196H228ZM34 198V196H33ZM39 199L40 196L38 197ZM65 198V197H64ZM73 198V197H72ZM133 198V197H132ZM160 198V197H159ZM169 198V196H168ZM185 198V197H184ZM183 198V199H184ZM191 198V197H190ZM201 198H198L200 199V201L202 200ZM228 198V199H229ZM26 199V198H25ZM35 199V198H34ZM47 199V198H46ZM81 199V198H80ZM143 199V198H142ZM176 199V198H175ZM188 199V198H187ZM186 199V200H187ZM192 199V198H191ZM203 199V200H204ZM221 199V197H220ZM23 200V199H22ZM67 200V199H66ZM169 200V199H168ZM172 200V199H171ZM179 200V199H178ZM181 200V199H180ZM195 200V199H194ZM33 201V200H32ZM44 201V200H43ZM70 201V200H69ZM142 201V200H141ZM160 201L159 204H157V202ZM170 201V200H169ZM192 201V200H191ZM207 201V200H206ZM206 201L204 204H206ZM213 201V199H212ZM238 201H239V198H238ZM237 201V202H238ZM17 202V203H16ZM31 202V201H30ZM73 202V201H72ZM179 202V201H178ZM194 202V201H192ZM242 202V201H241ZM37 203V202H36ZM76 203V202H75ZM79 203V202H78ZM150 204L151 208L148 206L147 207V204ZM168 203V202H167ZM213 203V202H211ZM221 203V202H220ZM67 204V203H66ZM135 204L137 205V203L135 202ZM134 204V205H135ZM141 204V203H140ZM191 204V203H189ZM215 204V203H214ZM222 204V203H221ZM230 204V203H229ZM39 205V203H38ZM72 205V204H71ZM135 205V206H136ZM152 205H154L152 207ZM211 205V204H210ZM227 206H229L228 204H226ZM164 206V205H163ZM194 206V204H192V207ZM207 206V205H206ZM222 206V205H221ZM225 206V205H224ZM223 206V207H224ZM137 207V206H136ZM139 207V205H138ZM144 207V205H143ZM142 207V208H143ZM167 207V208H166ZM199 207V206H198ZM133 208V207H132ZM217 208V207H216ZM219 208V207H218ZM232 208V207H231ZM28 209V210H27ZM100 209V208H99ZM98 209V210H99ZM144 209V208H143ZM194 209V208H193ZM196 209V208H195ZM207 210L209 208H206ZM222 209V208H221ZM220 209V210H221ZM136 212L138 211V209H134ZM140 210V209H139ZM207 210H204L203 212L206 213ZM219 211V209H217ZM223 210V209H222ZM228 210V209H227ZM227 210L225 213H227ZM145 211V210H143ZM197 211V209H196ZM195 211V212H196ZM263 211V210H261ZM96 212V211H95ZM104 212V211H103ZM140 212V211H138ZM137 212V213H138ZM153 212H156L155 214ZM187 212V210L185 211ZM191 212V211H190ZM201 212V210L199 211ZM94 213V212H93ZM97 213V212H96ZM135 213V212H134ZM192 213V212H191ZM264 213V212H263ZM195 214V213H193ZM202 214V213H201ZM228 214V213H227ZM261 214V213H260ZM95 215V214H94ZM140 215V214H139ZM137 215V216H139ZM147 215V214H146ZM156 215V216H157ZM182 216V214H179ZM184 215V214H183ZM257 215V214H256ZM186 216V215H185ZM208 217V215H206ZM211 216V215H210ZM213 216V215H212ZM217 216V215H216ZM223 216L220 215L219 217ZM36 217V216H35ZM144 217V216H143ZM180 217V216H179ZM206 217V218H207ZM218 217V216H217ZM19 217V219H21ZM176 218V217H175ZM174 218V220H176ZM189 218V217H188ZM209 218V217H208ZM210 218H215V217H210ZM223 218V217H222ZM144 218H142V221H143ZM170 219V218H169ZM235 219V216L234 218ZM237 219V218H236ZM135 220V218H134ZM151 220V219H150ZM172 220V219H171ZM190 220V219H189ZM194 220V219H193ZM197 220H200L199 218ZM209 220V219H207ZM212 220H215V219H212ZM258 220V219H257ZM145 221H148L145 220ZM144 221V222H145ZM177 221V220H176ZM176 221H172V222H176ZM182 223H183V220H181ZM188 221V220H187ZM186 221V222H187ZM191 221V220H190ZM211 222V220H209ZM229 221V220H228ZM233 221V220H230V222ZM239 221V220H238ZM247 221V220H246ZM252 221V220H251ZM261 224L260 226L258 225H255L254 226V230L252 231L253 232V236L250 235L251 238L250 239V244L253 241H257V245L256 243L254 244V247H252V250H250L249 252V256H240V254H242V252L244 251H240V254L237 252V255L239 254V256L237 257L239 261H235V264L236 262H239L237 264H263L262 262L264 261V257L261 259V253H262V248H264V243L261 241V239H264V237L262 238L261 235H264L262 234V228L264 226V214H263V217L261 218L260 220ZM51 222V221H50ZM49 222V223H50ZM151 222H147V223H151ZM157 222V221H155ZM169 222V220H168ZM192 222V221H191ZM189 222V223H191ZM206 222V220H205ZM208 222V221H207ZM206 222V223H207ZM210 222H209V226H210ZM213 222V221H212ZM241 222H243L241 220ZM253 222V221H252ZM33 223V225H32ZM52 223V222H51ZM73 223V222H72ZM139 223V222H138ZM146 223V225H147ZM171 223V221L169 222ZM195 223V222H194ZM205 223V224H206ZM229 223V222H227ZM246 223V222H245ZM248 223V222H247ZM259 223V222H258ZM64 224V223H63ZM67 224V223H66ZM71 224V223H70ZM155 224V223H154ZM166 224V223H164ZM178 225V223H176ZM213 224V223H212ZM69 225V224H68ZM73 225V224H72ZM143 225V224H141ZM145 225V224H144ZM143 225V227H144ZM152 225V224H151ZM157 225V224H155ZM155 225H152L154 226L155 228L157 226ZM160 226V222L158 224ZM172 225V224H171ZM186 225V223H185ZM198 225V224H197ZM203 227H206V225L204 226V224H202ZM208 225V223H207ZM242 225V224H241ZM251 225V224H249ZM248 225V226H249ZM254 225V224H253ZM31 226L32 230L31 229ZM43 226V225H42ZM65 226V225H64ZM71 226V225H69ZM74 226V225H73ZM167 226V225H166ZM226 226V225H225ZM238 227L240 225H237ZM236 226V227H237ZM244 226V225H243ZM242 226V227H243ZM41 227V226H39ZM142 227V228H143ZM153 227V228H154ZM169 227V226H167ZM175 227V226H174ZM187 227V226H186ZM193 227H195L193 225ZM193 227H192V230H193ZM199 227V226H198ZM228 227V225L226 226V228ZM233 227V226H232ZM241 227V226H240ZM239 227V228H240ZM60 228H63L61 225H60ZM152 228V227H151ZM200 228V227H199ZM198 228V229H199ZM230 228V226H229ZM145 229H146V226H145ZM170 229V228H169ZM182 229V228H181ZM188 229V228H187ZM218 229V228H217ZM228 229V228H227ZM231 229V228H230ZM234 230V228H232ZM243 229V228H242ZM39 230V231H38ZM144 230V228H143ZM178 230V228H177ZM189 230V229H188ZM187 230V231H188ZM201 230V228H200ZM232 230V231H233ZM238 230V229H237ZM236 230V231H237ZM246 230V229H245ZM38 231V232H37ZM146 231V230H145ZM151 231V230H150ZM149 231V233H150ZM173 231V230H172ZM176 231V230H175ZM196 230H193L191 231L192 232H195ZM219 233L221 231L217 230ZM224 231V230H223ZM227 231H230L232 232L231 230H227ZM55 232V231H54ZM152 232V231H151ZM174 232V231H173ZM216 232V231H215ZM218 232L215 233V235L217 234L218 236H220V238L216 235V237L218 239H215L217 240L216 242H214V246H209L208 249L207 247H204V245H202L203 247V258L205 257L204 261L206 264H229L228 261H232L231 258L236 256V252L235 254H233V250L232 249L231 251L233 252L231 255H234V256H231V258H229L228 256L225 257L223 256L224 254L223 253V248L226 249L225 245H226V242L223 241L222 239V235H220ZM235 232V231H234ZM233 232V233H234ZM249 232V231H248ZM264 232V230H263ZM177 233V231H176ZM190 233V232H189ZM197 233V232H196ZM225 232H221V234H223ZM233 233H232V237H233ZM238 234V232H236ZM242 233V232H241ZM244 233V232H243ZM212 234V233H211ZM210 234V235H211ZM235 234V233H234ZM40 235V233H39ZM190 234H188L189 236ZM215 235H213L215 237ZM236 235V234H235ZM37 236V235H36ZM148 236V235H147ZM158 236V234H157ZM177 236V234H176ZM192 236H194L192 234ZM191 236V237H192ZM209 236V235H208ZM224 236V235H223ZM227 236V235H226ZM225 236V237H226ZM242 235L240 234V237ZM136 237V235L134 236ZM142 237H143V234H142ZM155 237V236H154ZM164 237V236H163ZM232 237H230L232 239ZM237 237V235H236ZM249 237V236H248ZM38 238V236H37ZM140 238V237H139ZM169 238V237H168ZM173 238V237H172ZM182 238V236H181ZM193 238V237H192ZM211 238V237H210ZM213 238V237H212ZM239 238V236H238ZM245 238V237H244ZM253 238V239H252ZM150 239V238H149ZM222 239V240H221ZM229 239V240H231ZM248 239V240H249ZM252 239V240H251ZM155 240V239H154ZM203 240V239H201ZM227 240V239H226ZM228 240V241H229ZM234 240V238L232 239ZM237 240V239H236ZM244 240V239H243ZM150 241V240H149ZM153 241V240H152ZM158 241V240H157ZM175 241V240H174ZM173 241V242H174ZM210 241V240H209ZM28 242V241H27ZM25 242V243H27ZM147 242V241H146ZM178 242V241H177ZM183 242V241H182ZM207 242V241H206ZM241 242V241H240ZM239 242V243H240ZM244 243L246 242V240L243 241ZM248 242V241H247ZM246 242V243H247ZM263 244H262V243ZM85 243V241L83 242ZM149 243V242H148ZM159 243L156 242V244ZM162 243V242H161ZM176 243V242H175ZM179 243V242H178ZM184 243H186L184 241ZM201 243V242H200ZM203 243V241H202ZM232 243V242H231ZM236 243V241H235ZM238 243V242H237ZM242 243V244H244ZM245 243V244H246ZM253 243V242H252ZM86 244V243H85ZM144 244V243H143ZM153 244V242H152ZM168 244V243H167ZM206 244V243H205ZM244 244V245H245ZM263 246H262V245ZM28 245V244H27ZM133 245V244H132ZM142 245V244H141ZM160 245V244H159ZM166 245V244H165ZM163 245V247L165 246ZM172 245V244H171ZM178 245V244H177ZM181 245V244H180ZM183 245V244H182ZM211 245V243L209 244ZM229 245V242L228 244ZM241 245V244H240ZM138 246V245H137ZM170 246V245H169ZM174 246V245H173ZM195 246V245H194ZM207 246V245H205ZM231 246V244H230ZM238 246V245H237ZM242 246V245H241ZM249 246V245H248ZM257 246V247H256ZM144 248H146L147 246H143ZM161 247V248H163ZM172 247V246H171ZM211 247V248H210ZM247 247V245H246ZM140 249V247H137ZM143 248V249H144ZM158 248V247H156ZM167 248V247H166ZM201 248V249H202ZM206 248V249H205ZM234 248V247H233ZM248 248V247H247ZM142 249V250H143ZM154 249V248H152ZM160 249V248H159ZM169 249V248H167ZM200 249V250H201ZM205 249V250H204ZM151 250V249H150ZM155 250V249H154ZM208 250V253L206 252ZM222 250V251H221ZM235 250H236V247H235ZM242 250V249H241ZM247 249H245L246 251ZM255 250V252H254ZM140 251V250H139ZM138 250L136 251L139 252ZM144 251V250H143ZM149 251V250H148ZM164 251V250H163ZM171 251V250H170ZM196 251V250H195ZM226 251V250H225ZM228 251V250H227ZM244 251V252H245ZM248 251V250H247ZM146 251H144L145 253ZM152 252V251H151ZM155 253V251H153ZM156 252H159V250ZM166 252V250H165ZM185 252V251H184ZM201 252V253H202ZM206 252V255L204 256V253ZM243 252V253H244ZM264 252V251H263ZM161 253V252H160ZM159 253V254H160ZM164 253V252H163ZM168 253V252H167ZM231 253V252H230ZM138 254V253H137ZM141 254V253H140ZM138 255V256H141V255ZM156 254V253H155ZM158 254V255H159ZM196 254V253H195ZM264 254V253H263ZM145 255V254H143ZM167 255V254H166ZM166 255H161V256H166ZM188 255V254H187ZM201 255V254H200ZM160 256V255H159ZM182 256H184L182 254ZM181 256V258H182ZM264 256V255H263ZM145 257V256H144ZM158 256H156L157 258ZM189 257V256H188ZM138 258V257H137ZM159 258V257H158ZM192 258V257H191ZM200 258V257H199ZM202 258V260H203ZM229 258V259H227ZM236 258V257H235ZM240 258V259H239ZM140 259V258H139ZM138 259V260H139ZM142 259V257H141ZM154 259V257H153ZM163 259V257H162ZM180 259V257H179ZM190 259V258H189ZM189 259H185L187 264H195V262H191V260L189 261ZM198 259V257H197ZM12 260V259H11ZM142 261V260H141ZM156 261V260H155ZM192 261H195V260H192ZM199 261L196 260V263ZM241 261V262H240ZM262 261V262H261ZM146 262V261H145ZM145 262H143V264H145ZM150 262V259L149 261ZM203 262V261H202ZM201 262V264H202ZM126 263V262H125ZM124 263V264H125ZM141 263V262H140ZM181 263V262H180ZM199 263V262H198ZM204 263V262H203ZM233 263V261H232ZM142 264V263H141ZM148 264V263H146ZM185 264V263H184ZM231 264V262H230ZM234 264V263H233Z\"/></svg>","mask_w":264,"mask_h":264}]
</instances>
